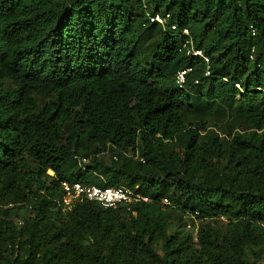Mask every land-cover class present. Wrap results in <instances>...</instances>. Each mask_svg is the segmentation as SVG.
Here are the masks:
<instances>
[{
    "label": "trees",
    "instance_id": "16d2710c",
    "mask_svg": "<svg viewBox=\"0 0 264 264\" xmlns=\"http://www.w3.org/2000/svg\"><path fill=\"white\" fill-rule=\"evenodd\" d=\"M64 182L149 201L66 211ZM263 256L264 0H0V264Z\"/></svg>",
    "mask_w": 264,
    "mask_h": 264
},
{
    "label": "built area",
    "instance_id": "2783aa9c",
    "mask_svg": "<svg viewBox=\"0 0 264 264\" xmlns=\"http://www.w3.org/2000/svg\"><path fill=\"white\" fill-rule=\"evenodd\" d=\"M170 14L156 15L151 18V21H156L161 24L164 28L169 24ZM171 30L177 32L178 26L171 25ZM181 36L187 37L186 42L183 44L182 49L186 50V54L194 57H199L204 59L206 64L210 63L209 58L200 49H197L194 45L193 39L191 37L190 30L188 28L183 29L180 32ZM192 71V69H182L178 72L176 77V83L180 89L185 88L187 82V76ZM206 75H210L207 71ZM238 88H241L240 84H236ZM144 163L145 161L142 160ZM83 162H87V159H83ZM62 189L64 195L60 202V205L64 210H69L73 208L77 203H82L86 200L94 201L99 203L105 209L117 208L121 204H133L135 202H148L149 198L145 197L139 192V188L130 189L125 187H106L100 188L97 186H86L81 183H62ZM164 205H170L168 199H163Z\"/></svg>",
    "mask_w": 264,
    "mask_h": 264
},
{
    "label": "rangeland",
    "instance_id": "374dc122",
    "mask_svg": "<svg viewBox=\"0 0 264 264\" xmlns=\"http://www.w3.org/2000/svg\"><path fill=\"white\" fill-rule=\"evenodd\" d=\"M51 173V172H50ZM29 215V213L28 212H24V213H20V216H18V219H17V222H21V221H23L24 219H25V217L26 216H28ZM185 220H188V219H185ZM189 224L191 225L190 227L191 228H189V230L191 231V232H193V234L195 235L196 234V231L198 230V227H199V222H195V223H193V222H190L189 221ZM194 224V225H193ZM179 230V224L177 223V222H175L174 223V225L169 229V234H172L173 232H175V231H178ZM158 250H159V252H160V246L158 247ZM259 264H264V256H263V258H262V260L260 261V263Z\"/></svg>",
    "mask_w": 264,
    "mask_h": 264
},
{
    "label": "clouds",
    "instance_id": "9594fccd",
    "mask_svg": "<svg viewBox=\"0 0 264 264\" xmlns=\"http://www.w3.org/2000/svg\"><path fill=\"white\" fill-rule=\"evenodd\" d=\"M52 173V172H51Z\"/></svg>",
    "mask_w": 264,
    "mask_h": 264
}]
</instances>
